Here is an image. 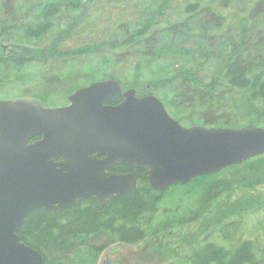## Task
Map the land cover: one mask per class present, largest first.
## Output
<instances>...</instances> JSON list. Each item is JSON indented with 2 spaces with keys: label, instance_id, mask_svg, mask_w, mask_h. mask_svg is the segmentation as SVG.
<instances>
[{
  "label": "trees",
  "instance_id": "obj_1",
  "mask_svg": "<svg viewBox=\"0 0 264 264\" xmlns=\"http://www.w3.org/2000/svg\"><path fill=\"white\" fill-rule=\"evenodd\" d=\"M79 64L77 81L67 79ZM32 73L65 82L66 94L117 79L188 126L264 127V0H0V90ZM136 172V192L38 208L19 236L53 264H99L111 245L155 246L161 234L172 254L162 264H264V202L244 206L264 185V154L160 191L147 169Z\"/></svg>",
  "mask_w": 264,
  "mask_h": 264
},
{
  "label": "water",
  "instance_id": "obj_2",
  "mask_svg": "<svg viewBox=\"0 0 264 264\" xmlns=\"http://www.w3.org/2000/svg\"><path fill=\"white\" fill-rule=\"evenodd\" d=\"M68 102L0 100V264H53L19 228L38 208L56 213L80 199L106 203L136 192L135 173L111 171L118 164L147 169L160 191L264 154V127L186 126L159 97L117 79L79 88Z\"/></svg>",
  "mask_w": 264,
  "mask_h": 264
},
{
  "label": "rangeland",
  "instance_id": "obj_3",
  "mask_svg": "<svg viewBox=\"0 0 264 264\" xmlns=\"http://www.w3.org/2000/svg\"><path fill=\"white\" fill-rule=\"evenodd\" d=\"M150 2H147V6ZM188 39L189 45H191V40ZM83 64H79V66H72L71 67V73L67 74L66 78L71 79L74 81H77V71L79 67H81ZM84 82L87 78L84 77ZM95 81V80H94ZM92 81V82H94ZM101 81V80H100ZM88 82V84L92 83ZM65 82H59V81H48L46 80L45 76L40 73H32V76L28 80L27 83L18 84V86L10 87L4 90H0V100H6V99H13L18 97H35L40 99L43 104L47 107H60L67 105L68 97L77 89H75L72 93L66 94L67 87H65ZM88 84L82 86L85 87ZM81 87V88H82ZM80 88V87H79ZM78 88V89H79ZM127 89V88H125ZM24 91H30L31 95H23V96H17L20 93H23ZM15 94L16 96L8 97L5 99V96H10ZM43 99H48L49 101H43ZM188 126L187 124H184ZM257 196L255 198L251 197V201L246 203L244 206L246 207L250 203H254L256 201L258 202H264V185H261L257 191ZM229 200L232 201L234 199L237 200L241 198V194L238 193V195L232 193L229 195ZM250 198V197H248ZM179 199V195L177 197V201ZM176 200V197L170 198L166 201V203L163 202V204H167L170 206V204H173ZM213 218H217V215H214ZM179 229H175V233L173 237L169 238V241L173 247L177 245L178 239L176 236L177 231ZM198 230H195L194 228L192 231L187 232V229L182 230V233L180 236H185L186 233L189 238H191L194 234H197ZM193 233V234H191ZM160 243L158 242L157 245H150L149 242L143 241L137 244H125V243H117L114 245H111L109 248L105 249V251L102 253L100 257L99 264H162L167 259H169V256L172 255L171 252H167L165 249H161L162 242H165V234L160 235ZM148 246V247H146ZM158 247V248H157ZM160 248V249H159Z\"/></svg>",
  "mask_w": 264,
  "mask_h": 264
},
{
  "label": "flooded vegetation",
  "instance_id": "obj_4",
  "mask_svg": "<svg viewBox=\"0 0 264 264\" xmlns=\"http://www.w3.org/2000/svg\"><path fill=\"white\" fill-rule=\"evenodd\" d=\"M35 141V140H34ZM33 142V141H32ZM118 165H123V164H118ZM118 165H116V166H118ZM126 165H133V167L135 168V170L137 171V170H141V169H138V168H136V166L134 165V164H126ZM115 166V167H116ZM124 166V165H123ZM111 171H113V172H116V171H114V167L112 168V170ZM136 171H127V172H117V173H131V172H133V173H135V175H136V177H137V172ZM149 173V172H148ZM137 180H138V177H137ZM138 186H139V180H138ZM90 198H93L94 199V197H90ZM86 199H89V198H85V199H80L79 200V203L77 204V205H79L80 203H81V201H83V200H86ZM94 201H95V199H94ZM76 205V206H77ZM74 207V206H73ZM57 213V212H56Z\"/></svg>",
  "mask_w": 264,
  "mask_h": 264
}]
</instances>
